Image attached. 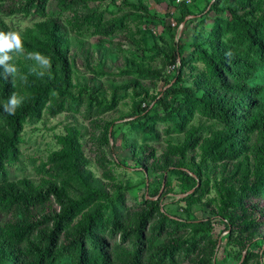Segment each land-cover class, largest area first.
Masks as SVG:
<instances>
[{
	"label": "trees",
	"instance_id": "16d2710c",
	"mask_svg": "<svg viewBox=\"0 0 264 264\" xmlns=\"http://www.w3.org/2000/svg\"><path fill=\"white\" fill-rule=\"evenodd\" d=\"M5 1L0 0L5 14L41 20L20 33L24 51L10 61L18 68L15 78H0V264H216L218 240L210 236L213 218L225 225L238 247V264H264V84L252 82L264 68V0H208L192 21L187 20L190 4L174 0L182 9L176 25L166 27L171 38L167 59L172 64L180 59L182 69L189 66L193 87L176 89L183 96L184 111L175 115L173 126L183 138L169 142L159 155L147 143L155 137L147 102H163V96L183 82L181 72L176 82H166L171 86L165 93L153 96L142 79L160 78V72L126 58L122 72L131 77L108 99L99 88L91 89L85 76L80 81L61 20L70 12L72 17L65 20L73 31L92 26L99 36L108 37L124 30L132 17L152 20L155 16L147 6L124 0L130 11L105 21L103 13L90 7L102 0ZM51 1L57 4L58 16L47 11ZM0 31L15 30L0 21ZM186 46L193 49L191 60L197 64L181 58ZM32 52L50 58L46 70L26 60ZM121 89L132 90L129 112L112 120L100 118L115 110V91ZM14 92L24 102L9 115L3 104ZM83 104L91 128L89 143L103 178L88 169L83 134L72 125L57 136L61 148L43 165L48 166V177L39 183L10 180L7 165L20 158L26 123L41 119L44 112L52 117L67 110L81 112ZM195 115L197 122L188 127ZM123 120L140 133V144L125 141L139 170L147 176L162 174L167 187L171 177L180 181L183 197L178 201L185 203V217L163 210L170 188L161 193L160 186H149L141 202L127 203L129 185L116 182L109 168L116 162L106 151L113 128ZM115 189L116 198L111 195ZM211 190L215 199L203 201ZM202 202L211 206L212 215L191 217V208ZM254 245L257 255L250 250Z\"/></svg>",
	"mask_w": 264,
	"mask_h": 264
},
{
	"label": "rangeland",
	"instance_id": "374dc122",
	"mask_svg": "<svg viewBox=\"0 0 264 264\" xmlns=\"http://www.w3.org/2000/svg\"><path fill=\"white\" fill-rule=\"evenodd\" d=\"M129 3L138 4L142 1L148 8L150 15L155 16L150 19L143 18L141 21L132 17L125 21V29L117 31L114 35L103 37L99 36L94 28L84 26L81 30L73 31L65 19H70L72 14L66 12L61 16L63 24L67 27V36L71 39L70 55L74 57L77 73L82 81L85 76L89 79L88 83L91 89L99 88L100 92H104L106 97L110 99L114 89L124 84L131 75L129 72H122L124 59L133 60L136 62H143L144 69L149 68L154 72H160L159 77H146L142 79V83L146 88H149L150 95L156 96L159 93H165L166 89L171 85H166L168 80L172 83L176 82V75L181 72L183 82L172 87V93L164 95L163 102H151V112L149 113L150 125L154 126L155 137L148 139L147 143L153 146L157 154L163 153L166 145L177 143L182 140L183 135L179 133L173 126V118L177 113L184 111L181 107L180 100L183 98L181 94L176 93V89L180 86L188 88L193 87L190 77L189 66L182 69L180 59L176 60L175 64L170 63L167 59L169 54V45L171 38L167 32L166 27L176 25L177 19L180 17L182 7L174 4V0H127ZM176 1V0H175ZM208 0H192L190 3L191 16L187 17L188 21H192L195 16H200L202 11L206 8ZM2 2V3H6ZM10 1L8 0V3ZM6 3V4H8ZM189 5V4H188ZM91 8L98 9V12L103 13L104 20L107 21L112 17L121 16L130 11V8L124 4V0H102L96 3H90ZM47 11L49 15L58 16L60 11L55 1H51L48 5ZM133 13H136L132 11ZM213 17V14H211ZM41 18L37 16L23 17L22 15H7L0 7V21L6 25L22 33L28 28H32L35 23L39 22ZM211 21L208 22L210 24ZM178 27V35H180L181 25ZM185 33V31H184ZM177 43V41H175ZM139 47H137V45ZM194 57L193 49L186 46L183 50L181 58H186L191 61V64H197L191 59ZM31 60L36 67L41 70H46L47 66L40 65L30 56L26 60ZM99 65H102L101 69ZM97 68L96 71L93 69ZM183 71V72H182ZM253 83L264 84V68L260 69ZM118 104L114 111L106 112L100 115V118L105 120H112L120 117L122 113H128L132 106V90H117L115 91ZM98 93V94H99ZM163 95V94H162ZM161 95V96H162ZM159 96V97H161ZM167 103V104H166ZM81 112L74 110H67L55 117L50 116L44 112L41 119L29 121L25 125L24 132L19 141L20 158L15 163H8V176L10 180L17 181L23 178L39 183L42 178L48 177L47 167L44 163L51 153L57 151L61 146L57 143V136L66 133V127L77 126L83 136L82 144L84 153L90 159L88 169L97 178H103L102 168L98 165L96 160V153L92 151V146L89 143L91 128L89 120L83 116L86 105L79 107ZM196 117V118H195ZM198 120L195 115L190 119L188 127L196 123ZM129 120L118 122L113 128L114 135L111 137L109 146L106 148L108 157L115 161L109 166L112 170L116 182L122 185H129L126 191V200L129 205L134 202H141L142 197L148 191V187H161V193L167 189H172V192L167 195L164 200L165 207L163 210L170 214L185 217L183 209L185 203L180 202L179 199L183 197L180 195L181 184L178 178L171 177L169 179L171 185L166 186V182L162 174H152L147 176L139 170V165L133 158L131 151L126 147L125 141L132 140L134 143H141L139 132H133L132 125L126 123ZM204 124L208 125L210 121L202 120ZM146 180V183H144ZM112 197L118 196V191L115 189L111 192ZM216 194L213 190L206 195L203 201L215 199ZM207 203V202H206ZM211 206H207L203 202L195 204L191 208V217L196 219H206L210 217ZM213 231L211 237L218 240V249L216 252V264H238V247L234 244L233 239L229 238L225 225L217 218L212 220ZM255 255L259 253V248L254 245L250 249ZM244 254V253H242ZM254 263L256 259H253ZM63 264H67L66 262ZM253 264V263H251Z\"/></svg>",
	"mask_w": 264,
	"mask_h": 264
},
{
	"label": "clouds",
	"instance_id": "9594fccd",
	"mask_svg": "<svg viewBox=\"0 0 264 264\" xmlns=\"http://www.w3.org/2000/svg\"><path fill=\"white\" fill-rule=\"evenodd\" d=\"M24 41L21 34L17 31H0V78H15L18 68L14 63H10L13 54L23 53ZM29 56L37 61L40 65L48 66L50 58L40 52L29 53ZM38 75L43 76V72ZM24 97L17 95L15 92L8 97L7 102L3 104L4 112L14 115L16 110L23 104Z\"/></svg>",
	"mask_w": 264,
	"mask_h": 264
},
{
	"label": "built area",
	"instance_id": "2783aa9c",
	"mask_svg": "<svg viewBox=\"0 0 264 264\" xmlns=\"http://www.w3.org/2000/svg\"><path fill=\"white\" fill-rule=\"evenodd\" d=\"M192 0H176V3L178 4H190Z\"/></svg>",
	"mask_w": 264,
	"mask_h": 264
}]
</instances>
